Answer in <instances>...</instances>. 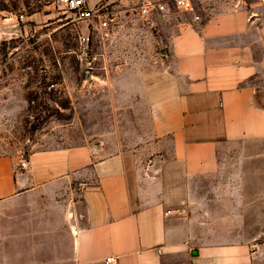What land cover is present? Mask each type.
<instances>
[{
    "label": "crops",
    "instance_id": "0c3cea01",
    "mask_svg": "<svg viewBox=\"0 0 264 264\" xmlns=\"http://www.w3.org/2000/svg\"><path fill=\"white\" fill-rule=\"evenodd\" d=\"M189 2L125 81L142 144L0 156V264H264V0Z\"/></svg>",
    "mask_w": 264,
    "mask_h": 264
},
{
    "label": "rangeland",
    "instance_id": "374dc122",
    "mask_svg": "<svg viewBox=\"0 0 264 264\" xmlns=\"http://www.w3.org/2000/svg\"><path fill=\"white\" fill-rule=\"evenodd\" d=\"M151 1L166 5L151 16L155 27L139 16V0H99L107 15L84 22L62 0H0V156L19 162L86 143L109 155L142 144L151 116L137 113L143 100L125 81L163 58L170 28L188 20L174 0ZM191 2L207 9L215 0Z\"/></svg>",
    "mask_w": 264,
    "mask_h": 264
},
{
    "label": "built area",
    "instance_id": "2783aa9c",
    "mask_svg": "<svg viewBox=\"0 0 264 264\" xmlns=\"http://www.w3.org/2000/svg\"><path fill=\"white\" fill-rule=\"evenodd\" d=\"M64 7L72 14L74 20L76 21H90L95 18H99L103 16L106 10V6H99L96 8L95 6L89 5V0H62ZM175 6L183 9L184 11L192 12L193 7L191 6L189 0H175L174 1ZM154 8L151 6V4H143L141 5L139 9V14L142 18H145L149 21L150 27H155V23L151 21V16L153 14ZM106 19L102 22L100 21V25L102 27L107 26ZM79 42L81 45H86L89 42V37L86 35H82L79 37ZM28 167V158L27 156H21L18 162L17 168L20 171L25 170ZM82 186V184H80ZM114 262V259L112 257H108L104 260V264H112Z\"/></svg>",
    "mask_w": 264,
    "mask_h": 264
},
{
    "label": "water",
    "instance_id": "95a60500",
    "mask_svg": "<svg viewBox=\"0 0 264 264\" xmlns=\"http://www.w3.org/2000/svg\"><path fill=\"white\" fill-rule=\"evenodd\" d=\"M194 253V255H195V252H193Z\"/></svg>",
    "mask_w": 264,
    "mask_h": 264
}]
</instances>
